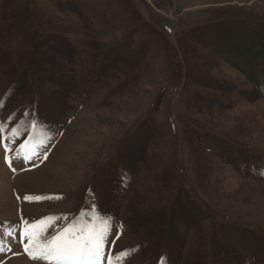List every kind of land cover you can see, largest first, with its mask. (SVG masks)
<instances>
[{
    "label": "rangeland",
    "instance_id": "374dc122",
    "mask_svg": "<svg viewBox=\"0 0 264 264\" xmlns=\"http://www.w3.org/2000/svg\"><path fill=\"white\" fill-rule=\"evenodd\" d=\"M0 124V264L94 205L102 264H264V0H0Z\"/></svg>",
    "mask_w": 264,
    "mask_h": 264
},
{
    "label": "snow or ice",
    "instance_id": "6c2138e0",
    "mask_svg": "<svg viewBox=\"0 0 264 264\" xmlns=\"http://www.w3.org/2000/svg\"><path fill=\"white\" fill-rule=\"evenodd\" d=\"M5 125L0 124V133ZM18 129H12L15 136ZM26 145H21L23 149ZM33 149V153H34ZM9 149L5 145V162L10 163ZM31 159L30 155L23 157ZM25 199H30L25 197ZM40 199V197H36ZM83 215V213H82ZM91 220H75L66 227L57 230L54 234L49 232L51 221L58 217H45L38 221L22 219L19 230L21 241L26 240L25 250L34 261H44L46 264H102L105 259L104 245L112 232L113 222L111 217L100 216L93 206L90 213ZM16 229L8 226L0 236L11 240ZM118 239V236H117ZM5 240L0 238V251L4 250ZM10 247V244L8 245ZM127 251L115 253V260L128 256ZM108 264H114L113 256H108Z\"/></svg>",
    "mask_w": 264,
    "mask_h": 264
},
{
    "label": "bare ground",
    "instance_id": "6f19581e",
    "mask_svg": "<svg viewBox=\"0 0 264 264\" xmlns=\"http://www.w3.org/2000/svg\"><path fill=\"white\" fill-rule=\"evenodd\" d=\"M28 180H31V181H41L42 179H40V178H38V177H28L27 178ZM26 179V180H27ZM44 180V179H43ZM15 260H20V258H17V259H15ZM10 261H11V259L9 260V261H7L5 264H9L10 263ZM22 264V263H21ZM23 264H37V263H28L27 261H23Z\"/></svg>",
    "mask_w": 264,
    "mask_h": 264
}]
</instances>
